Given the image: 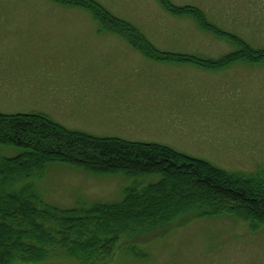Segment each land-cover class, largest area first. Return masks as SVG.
Returning a JSON list of instances; mask_svg holds the SVG:
<instances>
[{"label": "rangeland", "instance_id": "1", "mask_svg": "<svg viewBox=\"0 0 264 264\" xmlns=\"http://www.w3.org/2000/svg\"><path fill=\"white\" fill-rule=\"evenodd\" d=\"M95 1L137 30L88 0H0V112H39L71 130L162 143L230 172L264 168V64L237 60L236 67H257L219 73L186 58L237 51L221 30L264 49V0ZM48 165L36 186L61 208L120 202L135 181L77 162ZM204 213L139 237L149 258L109 263L264 264V224ZM54 256L16 264L76 263Z\"/></svg>", "mask_w": 264, "mask_h": 264}, {"label": "trees", "instance_id": "2", "mask_svg": "<svg viewBox=\"0 0 264 264\" xmlns=\"http://www.w3.org/2000/svg\"><path fill=\"white\" fill-rule=\"evenodd\" d=\"M88 1L98 13L137 30L95 0ZM220 33L237 51L218 60L188 55L187 60L206 69L231 67L237 60L264 64L263 48L241 45L232 32ZM56 160L124 171L135 178L134 185L120 202L61 208L43 200L35 181ZM153 175L156 181L138 182ZM230 203L234 207H220ZM207 209L264 224V168L230 172L162 143L71 130L39 112H0V264L41 263L54 254L75 264H110L117 256L147 259L153 253L138 249L139 237L166 231L177 218L200 217Z\"/></svg>", "mask_w": 264, "mask_h": 264}, {"label": "crops", "instance_id": "3", "mask_svg": "<svg viewBox=\"0 0 264 264\" xmlns=\"http://www.w3.org/2000/svg\"><path fill=\"white\" fill-rule=\"evenodd\" d=\"M252 66H254V68H252V69H245L244 67H245V65H240V66H238V67H236V65H233V66H231V67H227V68H229L226 72H228V71H232V70H236V71H238V72H249V73H251V71L252 72H254L255 71V69H256V65H252ZM226 68V67H225ZM222 69H224V68H220V71H218L219 73L220 72H222ZM206 71H209L208 69H205Z\"/></svg>", "mask_w": 264, "mask_h": 264}]
</instances>
